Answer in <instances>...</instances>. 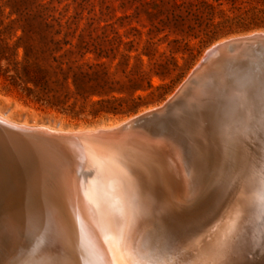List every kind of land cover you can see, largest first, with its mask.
I'll list each match as a JSON object with an SVG mask.
<instances>
[{
	"label": "bare ground",
	"instance_id": "1",
	"mask_svg": "<svg viewBox=\"0 0 264 264\" xmlns=\"http://www.w3.org/2000/svg\"><path fill=\"white\" fill-rule=\"evenodd\" d=\"M237 62L220 60L198 79L233 73ZM236 96L224 103L226 117L220 115L222 143L230 153L233 142L245 160L251 150L241 140L249 138L254 117L264 161V107L253 110L247 95ZM214 102V97L205 100L208 106L199 105L196 114L212 122ZM232 110L242 111L240 121L232 120ZM125 121L62 130L0 114V264H168L179 247L194 254L209 251L207 259L220 251L211 242L227 222L240 221L239 208L252 188L250 164L235 162L226 177L228 167L219 165L206 179L198 171L207 161L204 150L188 133L180 134V126L158 120L150 127L122 129ZM28 148L37 154L31 168L16 161ZM261 194L260 177L254 200ZM246 217L240 239L252 212ZM260 227L251 248L257 256L264 249V210ZM146 229L156 235L154 256L142 245ZM262 259L255 264H264Z\"/></svg>",
	"mask_w": 264,
	"mask_h": 264
},
{
	"label": "rangeland",
	"instance_id": "2",
	"mask_svg": "<svg viewBox=\"0 0 264 264\" xmlns=\"http://www.w3.org/2000/svg\"><path fill=\"white\" fill-rule=\"evenodd\" d=\"M46 1H51L50 13H54L58 18L60 15L61 24L68 20L69 31H74L73 39H71L72 44L77 43L80 37V41L86 43L89 49L96 52L102 51V55L108 56V58H102L100 61L105 63L106 71L112 80L125 82L128 78H134V75L140 71L147 73L148 77L142 83L144 90L135 92L132 97L124 96L129 101L124 104V110L121 114L113 115L101 112L96 117L88 115L87 112L90 109L88 106L85 107L84 114L76 116L69 112H62L37 104L26 98L19 89L8 86V81L0 78V114L5 115L10 121L31 126L43 125L55 129L78 130L114 125L127 120L160 106L168 99L184 81L204 51L211 45L233 37L264 32V28L247 31L237 29L231 34L217 37L198 35L197 38L178 34V32L174 33L173 30H169L160 24V21L164 20L168 13H171L173 3L180 4L178 0H45L44 2ZM208 1L214 6L217 5L214 0ZM244 1L245 4L242 9L249 11V13L264 12V0ZM220 3L222 5L218 9L229 13L230 6L226 1L220 0ZM8 12L7 0H0V21L4 20L5 25L8 23L5 20ZM156 29L162 32L155 35L152 32ZM150 42L153 43L151 50H144L151 44ZM145 53L149 56L147 57ZM123 56L128 57L125 59ZM86 59L90 62L96 60L93 54H88ZM219 72H216L212 77L210 76L209 79L206 77V79H198L193 88L183 96L180 103L174 108L166 123L171 128L176 125L180 126V129L176 126L180 134L188 133L204 150L205 160H210V163L205 164L207 161L202 163L198 171L206 179L215 176L216 172L213 169L219 165L228 167L229 170L226 169L223 173L225 177L233 174L232 168L234 169L235 162H241L242 157H244L243 152H239L238 147L236 151L233 149V142L230 153L235 151L234 153L230 154L225 149L220 134L221 127L219 126L222 117L220 115L223 114L226 117L224 114L227 110L224 104L226 99H231L233 96L236 98L239 92L246 96V87L243 86L234 72L231 73L229 70L225 75H221ZM221 80H225V83ZM147 83L150 84L151 88H147ZM212 97L215 100V108L212 114L213 120L208 122L207 119L200 118L196 113H200L197 110L198 106L202 104L201 108L207 107L208 105L203 102ZM93 99L95 100V98ZM251 106L255 110L257 105L252 102ZM192 110H195V113H191ZM240 112L238 110L231 111L233 121L241 120L236 118ZM254 131L255 127L251 125L249 138L241 140H245L247 147L251 150L245 160L252 168L253 179L249 196L239 208L240 221L237 223V220L227 222L222 230L215 234V241L213 240L211 243L214 244L213 247L220 246V251L211 259H207L209 258L207 256L209 251L205 252L207 255L201 252L196 254L192 252V254L189 250L182 252L179 247V250H175L172 254V260L170 258L168 264H247L248 257L252 264H255V262L263 260L264 249L258 256L256 255L257 252L251 250L254 238L259 237L262 233L260 218L263 216L264 210V195L261 194L258 199L254 200V192L257 190L260 177L264 181V161L261 156L263 150L261 149V140L253 135ZM237 154L238 157H236ZM36 156L35 151L28 148L24 150L22 158L16 161H20L27 168H31L37 160ZM234 157L236 158L234 159ZM245 160L243 159V161ZM252 201H255L254 206H252ZM251 212L252 221L249 223L247 236L245 235L240 239V234H242L239 232L240 226L247 219L246 215L251 214ZM143 232L142 245L147 255L154 256L157 253L156 235L153 230L149 229L143 230ZM239 239L240 242H238ZM182 256L183 259L188 258L183 260ZM191 257L195 260L189 259ZM171 261L172 263H170ZM184 261L186 262L184 263Z\"/></svg>",
	"mask_w": 264,
	"mask_h": 264
},
{
	"label": "trees",
	"instance_id": "3",
	"mask_svg": "<svg viewBox=\"0 0 264 264\" xmlns=\"http://www.w3.org/2000/svg\"><path fill=\"white\" fill-rule=\"evenodd\" d=\"M44 1L7 0L8 23L0 21V78L35 103L62 112L78 116L88 106L87 113L92 117L101 112L121 114L129 101L124 96L144 90L142 83L148 74L140 71L125 82L112 80L100 61L108 56L89 49L80 37L72 44L74 31H69L68 20L61 24L60 15L58 18L50 13L51 1ZM178 1L180 4L173 3L171 13L160 21L174 33L217 37L237 29L264 28V12L242 9L244 0H225L229 13L218 9L220 0H214L216 6L208 0ZM161 32L156 29L152 33ZM150 43L144 50H151ZM88 54L96 60L90 62ZM147 88H151L149 83Z\"/></svg>",
	"mask_w": 264,
	"mask_h": 264
},
{
	"label": "water",
	"instance_id": "4",
	"mask_svg": "<svg viewBox=\"0 0 264 264\" xmlns=\"http://www.w3.org/2000/svg\"><path fill=\"white\" fill-rule=\"evenodd\" d=\"M231 57L239 58V62L233 66L232 72L234 71V74L246 87L247 97L258 108L264 107V32H254L225 39L211 45L204 51L199 61L168 99L158 107L127 119L121 125V128L137 129L144 126L150 127L158 120H168L174 108L195 85L198 78L210 66L215 65L220 60ZM255 121L256 119L253 117L250 122L251 125L253 123V127L256 126ZM257 134L259 135L256 130L253 135L256 136Z\"/></svg>",
	"mask_w": 264,
	"mask_h": 264
}]
</instances>
